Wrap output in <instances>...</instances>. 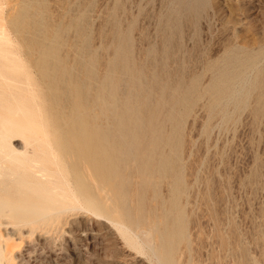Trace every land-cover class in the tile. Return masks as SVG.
<instances>
[{
	"label": "rangeland",
	"instance_id": "obj_1",
	"mask_svg": "<svg viewBox=\"0 0 264 264\" xmlns=\"http://www.w3.org/2000/svg\"><path fill=\"white\" fill-rule=\"evenodd\" d=\"M0 5V167L15 174L0 184L2 264H264V0ZM74 116L92 153L105 137L109 178L62 151ZM58 185L71 205L18 226L5 218L15 195L46 209L45 186ZM146 232L161 240V262Z\"/></svg>",
	"mask_w": 264,
	"mask_h": 264
},
{
	"label": "bare ground",
	"instance_id": "obj_2",
	"mask_svg": "<svg viewBox=\"0 0 264 264\" xmlns=\"http://www.w3.org/2000/svg\"><path fill=\"white\" fill-rule=\"evenodd\" d=\"M1 6V5H0ZM26 10V9H25ZM14 11V10H13ZM22 11H24V10H22ZM21 12V11H20ZM21 15V14H20ZM49 17V16H48ZM1 18V17H0ZM22 18H23V16H22ZM4 21V20H3ZM48 21V20H47ZM68 21V20H67ZM58 22V21H57ZM21 24V25H20ZM1 25H4V24H0V26ZM32 25V24H31ZM17 28L19 27H22V23L21 22H19L17 25ZM48 26V25H47ZM63 26V25H62ZM31 28H32V26H31ZM34 28V27H33ZM32 28V29H33ZM50 28V27H49ZM5 29V28H4ZM6 30V29H5ZM51 30V29H50ZM21 31V30H20ZM19 31V32H20ZM48 31V30H47ZM44 32V31H43ZM5 31L2 29V27H0V41L2 40V41H5L4 39V37H7L6 35H5ZM28 34V33H27ZM38 34H40L39 32H38ZM37 34V35H38ZM45 34V33H44ZM21 36V35H20ZM36 36V35H35ZM39 36V35H38ZM60 36V35H59ZM24 39H25V37H24ZM26 40V39H25ZM35 40V39H34ZM8 41V39L6 40V44L7 43H9V42H7ZM9 41H11V39L9 40ZM31 41V40H30ZM36 41V40H35ZM40 41V40H39ZM5 44V43H4ZM24 44V43H23ZM1 46V45H0ZM3 46V45H2ZM6 47H8V46H6ZM6 47H3V48H5V49H2V50H6L7 49V51H9V49L8 48H6ZM1 50V49H0ZM28 50V49H27ZM34 50V49H33ZM3 52H5V51H3ZM57 52V51H56ZM1 53V52H0ZM9 53H11L10 51H9ZM3 53H1V56L3 57L4 56V54L2 55ZM6 55L5 56H8L7 55V52L5 53ZM10 55V54H9ZM63 55V54H62ZM50 56H52L51 55V53H46L45 54V56L43 57V59H41V68H42V72H43V74H45L46 73V69L48 68V66H49V64L51 65L52 63H51V61H53L52 60V58L50 57ZM9 57V56H8ZM8 57H6L7 59H8V61H9V59H10V57L8 58ZM42 58V57H41ZM57 58V57H56ZM55 58V59H56ZM7 59H5V61H7ZM4 62V61H3ZM2 63V62H1ZM3 64H5V63H3ZM17 66V65H16ZM0 67H1V65H0ZM5 67H8L7 66V64H5ZM10 68V67H9ZM57 68V67H56ZM1 70H4V69H2L1 68ZM10 70V69H9ZM2 73H6V72H4V71H2ZM48 75V74H47ZM102 75V74H101ZM68 76V75H67ZM0 78H2V77H0ZM71 80V79H70ZM127 80V79H126ZM67 81V80H66ZM106 81V80H105ZM72 82V81H71ZM28 83V82H27ZM45 83V82H44ZM47 85V84H46ZM51 86V85H50ZM65 86V85H64ZM85 85H83V87H84ZM63 87V86H62ZM85 88V87H84ZM64 89V88H63ZM83 90V89H82ZM241 90V89H240ZM104 91V90H103ZM9 92V91H8ZM79 92V91H78ZM108 92V91H107ZM240 92H242V91H240ZM64 93V92H63ZM100 93V92H99ZM116 93V92H115ZM236 93V92H235ZM10 94V93H9ZM66 94V93H65ZM64 94V95H65ZM111 94V93H110ZM237 94V93H236ZM13 95V94H12ZM91 95V94H90ZM234 95V94H233ZM104 96V95H103ZM65 98H66V96H65ZM237 98V97H236ZM67 100V99H66ZM228 100V99H227ZM232 100V99H231ZM65 101V100H64ZM104 101H106V100H104ZM116 101V100H115ZM50 102H51V100H50ZM67 102V101H66ZM99 102V101H98ZM226 102V101H225ZM110 103V102H109ZM66 104H68V103H66ZM70 104V103H69ZM71 105V104H70ZM119 106V105H118ZM65 108V107H64ZM62 110V109H61ZM62 112H63V110H62ZM84 113V112H83ZM104 114V113H103ZM84 118V117H83ZM81 119V118H80ZM79 118H78V116H74L73 118H72V120H70L69 121V123H68V125H67V136H66V139H65V144L64 145H62V144H59L60 145V147H61V149H62V151L64 150L65 152H68L69 150H73V151H76L78 154H79V156H81L82 158H86V159H88V160H91V162H92V165H93V167L95 168V170L96 171H99L100 172V174L102 175V177H105V178H109L110 176H111V174H112V169H111V165H112V163H110V159H111V155H112V151L110 150V153H109V149H108V146H107V142H106V139H105V137H102L101 138V142H100V145H98L95 149H94V151H93V153L90 151V143H89V140H90V138H89V136L87 135V133H86V130H85V128H84V124H83V122L80 120ZM84 120V119H83ZM86 121V120H85ZM84 121V122H85ZM67 122V121H66ZM87 122V121H86ZM42 126V125H41ZM50 126V125H49ZM54 127V126H53ZM96 127V126H95ZM98 127V126H97ZM93 128V127H92ZM89 129V128H88ZM96 129V128H95ZM50 130V129H49ZM51 133V132H50ZM57 133V132H56ZM109 140H110V138H109ZM64 143V142H63ZM137 145H138V143H137ZM57 146V145H56ZM55 147V146H54ZM58 147V146H57ZM35 148V147H34ZM56 148V147H55ZM57 150V149H56ZM145 151H147V150H145ZM61 152V151H60ZM117 154V153H116ZM41 155H43V154H41ZM58 155V154H57ZM77 156V155H76ZM109 156H110V158H109ZM125 156V155H124ZM58 158L60 157L61 158V156H57ZM74 157V156H73ZM40 158V157H39ZM56 158V157H55ZM75 158V157H74ZM62 159V158H61ZM67 159H68V157H67ZM54 160V159H53ZM52 160V161H53ZM76 160V159H75ZM121 160V159H120ZM44 161V160H43ZM68 161H69V159H68ZM80 161V160H79ZM56 163V162H55ZM77 163V162H76ZM33 164V163H32ZM31 164V165H32ZM53 164V163H52ZM80 164V163H79ZM5 165V164H4ZM56 165V164H55ZM64 165V164H63ZM76 165V164H75ZM89 165V164H88ZM21 166V165H20ZM20 166H19V168H20ZM34 166V165H33ZM73 166V165H72ZM84 166V165H83ZM122 166V165H121ZM13 167V166H12ZM55 167V166H54ZM90 168H92L91 167V165L89 166ZM30 168V167H29ZM32 168V167H31ZM41 168V167H40ZM39 168V169H40ZM47 168H48V166H47ZM57 168V167H56ZM66 168V167H65ZM64 168V169H65ZM78 168V167H77ZM3 169H4V167H2V169H1V167H0V184H2V185H6L7 184V182H6V184H5V181H7V179H8V181L10 180V182H13V180H14V178H13V176H15V174H13V172H10L9 174H7V172H9V169L7 170V169H5L7 172H3ZM18 169V168H17ZM17 169H15V170H17ZM66 169H68V168H66ZM82 169H83V167H82ZM31 170V169H30ZM35 170V169H34ZM49 170H50V168H49ZM78 170H79V168H78ZM90 170V169H89ZM20 171V170H19ZM27 171V170H26ZM81 171V170H80ZM17 172V171H16ZM28 172V171H27ZM47 172H49L48 170H47ZM77 172H79V171H77ZM84 172H85V170H84ZM124 172V171H123ZM56 173V172H55ZM59 173V172H58ZM66 173H68V172H66ZM17 174V173H16ZM24 174V173H23ZM30 174V173H29ZM69 174V173H68ZM71 174V173H70ZM93 174V173H92ZM18 175V174H17ZM16 175V176H17ZM31 175V174H30ZM29 175V176H30ZM36 175V174H35ZM34 175V176H35ZM62 175V174H61ZM90 175V174H89ZM94 176H96V173L95 174H93ZM127 175V174H126ZM19 176V175H18ZM53 176V175H52ZM72 176H73V174H72ZM88 176V175H87ZM122 176V175H121ZM120 176V177H121ZM11 177L13 178V180L11 179ZM28 177V176H27ZM31 177V176H30ZM29 177V178H30ZM44 177H45V175H44ZM61 177V176H60ZM70 177H71V175H70ZM84 177V176H83ZM93 177V176H92ZM119 177V178H120ZM125 177V176H124ZM124 177H122V178H124ZM10 178V179H9ZM18 178V177H17ZM20 178V177H19ZM46 178V177H45ZM76 178V181H77V183L75 184L77 187H76V190L74 191V192H77V193H80V192H84V188H85V184L80 180V178H78V177H75ZM75 178L73 177V179L75 180ZM85 178V177H84ZM119 178H116V179H119ZM16 179V178H15ZM32 179H33V176H32ZM38 179V178H37ZM41 179V178H40ZM53 179H56V178H53ZM60 179V178H59ZM72 179V180H73ZM92 179V178H91ZM97 179V178H96ZM20 180V179H19ZM23 180H25V179H23ZM22 180V181H23ZM30 180V179H29ZM57 180V179H56ZM62 180V179H61ZM60 180V181H61ZM73 180V181H74ZM33 181V180H32ZM31 181V182H32ZM39 181V180H38ZM37 180H36V182H38ZM49 181H50V179H49ZM62 181H64V180H62ZM18 182V181H17ZM25 182H27V181H25ZM36 182H32L31 184H33L34 186H35V188H36V186H38V184H36ZM54 182H55V180H54ZM57 182V181H56ZM87 182V181H86ZM119 182V181H118ZM136 182V181H135ZM19 183V182H18ZM18 183H17V185H18ZM41 183H45V181H43V182H41ZM60 183V182H59ZM74 183H75V181H74ZM92 183H93V181H92ZM128 183V182H127ZM9 184V183H8ZM11 184V183H10ZM14 184V183H13ZM20 184V183H19ZM25 184V183H24ZM45 184H48V181H47V183H45ZM50 184V183H49ZM62 184V183H61ZM78 184V185H77ZM87 184H88V182H87ZM86 184V185H87ZM90 184V183H89ZM101 184V183H100ZM1 185V186H2ZM20 185H23V184H20ZM33 185H31L30 186V188H29V191H30V193L29 194H32V195H34L35 194V197H37L38 195V193H36L37 192V189H36V191H35V193L33 192H31V190L30 189H32V190H35L34 188H31ZM39 185H40V183H39ZM54 185L55 184H52V186L54 187ZM57 185V184H56ZM68 185H69V183H68ZM95 185H96V187H98L99 188V184L97 185L96 183H95ZM108 185V184H107ZM124 185V184H123ZM7 186H9V185H7ZM7 186H5V187H7ZM49 186V185H48ZM48 186H45V187H47L48 188V192L46 191V194H47V198L45 199V200H41L42 201V203H41V201H40V203H38V205L39 204H43V202L44 201H46L47 200V202H48V205L50 206L49 208H48V205H47V208L46 209H44L43 207H40V206H37V204H29V201L31 200V202H32V200H33V198H34V200H35V197H31L32 199H30L29 201H28V196L29 195H27L28 194V192L29 191H26V190H24L23 192L24 193H22V194H19V196L21 197L22 196V199H23V197L24 196H27V198L25 199L26 201H28V202H26L25 200H24V203L22 204V203H20V201L18 200L19 198L14 194V192L12 191V190H14L15 191V193L16 194H18V192H19V190L17 191V188L15 189H9V188H7L8 190H10V192L11 193H13L12 195H15V197H13L14 199H11V198H9V199H11V200H14V204L13 203H11L10 205H8V207L10 206V214H9V216L7 215H5L6 217L5 218H9L10 220L9 221H11L10 223H12V225L13 224H15V226L17 225H19L20 223H23V222H34V221H36V220H40V219H43L45 216H46V214L51 210V209H54V208H60V207H67L69 204L71 205V199H72V196H71V198H69L68 197V194H65L62 190H59V188L60 189H62V186H59L58 187V190H54V189H51L50 190V188L48 187ZM89 186V185H88ZM119 186V185H118ZM125 186V185H124ZM168 186V185H167ZM10 187V186H9ZM14 187V186H13ZM42 187H43V185H42ZM91 187V188H90ZM94 187V186H93ZM120 187H121V184H120ZM12 188V187H11ZM47 188H45V189H47ZM56 188V187H55ZM88 188H90V189H92V186H91V184H90V186L88 187ZM95 188V187H94ZM102 189H103V187H101ZM101 188H99V189H101ZM109 188V187H108ZM157 188V187H156ZM5 189V188H4ZM57 189V188H56ZM64 189V188H63ZM98 189V190H99ZM110 189V188H109ZM116 189H118V188H116ZM88 190V189H87ZM97 190V189H96ZM104 190H107V189H105L104 188ZM27 192V194H25L26 192ZM40 190H38V192H39ZM43 191V190H42ZM41 191V193H43ZM65 191V190H64ZM67 191V190H66ZM69 191V190H68ZM71 191V190H70ZM93 191V190H92ZM91 191V192H92ZM95 191V190H94ZM101 191V190H100ZM115 191H117V190H115ZM124 191V190H123ZM22 192V191H21ZM106 192V191H105ZM104 192V193H105ZM120 192V191H119ZM150 192V191H149ZM5 193V192H4ZM40 193V194H41ZM85 193V192H84ZM84 193H80V197H81V195L83 196V198H84V196L85 195H83ZM107 193H108V191H107ZM107 193H105V194H107ZM125 193V192H124ZM151 193V192H150ZM40 194H39V196H40ZM100 194H101V192H100ZM126 194V193H125ZM31 195V196H32ZM42 195V194H41ZM45 195V194H44ZM92 195H94V194H92ZM104 195V194H103ZM131 195V194H130ZM91 196V195H90ZM106 196H108V195H106ZM151 196V195H150ZM2 197V196H1ZM5 197H7V195L5 196ZM17 197V198H16ZM44 197V196H43ZM43 197L41 196V197H39V198H37V200L38 199H40V198H42L43 199ZM93 197V196H92ZM100 197V196H99ZM85 198H87L86 196H85ZM101 198H102V195H101ZM107 198V197H106ZM106 198H104V199H106ZM6 199V198H5ZM16 199V200H15ZM22 199L20 198V200H21V202H23L22 201ZM109 199H112L113 200V198H110L109 197ZM109 199H107L108 201H109ZM132 199V198H131ZM165 199H166V197H165ZM0 200H3L2 198H0ZM8 200V199H7ZM19 202H18V201ZM87 200V206L86 207H88V208H92V207H96L94 204H92L93 202H91V201H88V199H86ZM90 200V199H89ZM93 200V199H92ZM107 200H105L104 202H106ZM15 201H17V202H15ZM97 201V200H96ZM107 201V202H108ZM111 201V200H110ZM114 201V200H113ZM117 201V200H116ZM125 201H127V200H125ZM124 201V202H125ZM132 201V200H131ZM39 202V201H38ZM73 202V201H72ZM75 202V201H74ZM73 202V203H74ZM102 202H103V200H102ZM106 202V203H107ZM4 202H2V201H0V225H2L3 224V222H2V220H3V218H4V214H5V211H4V206L2 205ZM7 203H8V201H7ZM20 203V204H19ZM29 205H28V204ZM106 203H104L105 205H106ZM75 204V203H74ZM74 204H73V207L72 208H74L75 206H74ZM99 204V203H98ZM102 204V203H101ZM112 205L113 204H115V203H111ZM117 204V203H116ZM107 205H109L110 207H111V209H112V207H114V206H112V205H110V204H107ZM122 205H123V203H122ZM85 207V206H84ZM117 208L119 207V206H116ZM115 207V208H116ZM69 208V207H68ZM67 208V209H68ZM71 208V207H70ZM97 208V207H96ZM116 208V209H117ZM124 208V207H123ZM127 208V207H126ZM55 209V210H56ZM80 209V208H79ZM107 210L109 209V210H111L109 207L108 208H106ZM119 209V208H118ZM55 210H53V211H55ZM62 210H66V209H63L62 208ZM69 210V209H68ZM114 210V209H113ZM113 210H111L112 212H113ZM52 211V210H51ZM50 211V212H51ZM61 211V210H60ZM71 211V210H70ZM119 211V210H118ZM125 211H126V209H125ZM56 212H57V210H56ZM94 212V211H93ZM100 212V211H99ZM175 212V211H174ZM109 214V216L110 215H113V213H111L110 214V211L108 212ZM114 213H116L117 215H118V213L117 212H114ZM49 214V213H48ZM94 214H96V213H94ZM116 214H115V216H116ZM120 214V213H119ZM59 216V215H58ZM95 216V215H94ZM114 216V215H113ZM120 216V215H119ZM112 217V216H111ZM118 217V216H117ZM127 217V216H126ZM114 218V217H113ZM116 218V217H115ZM114 218V219H115ZM120 218V217H119ZM118 219V218H117ZM5 220H7L8 221V219H5ZM119 221H120V219H118ZM126 220V219H125ZM136 222H137V220H136ZM30 224V223H29ZM21 225V224H20ZM2 227V226H1ZM4 227V226H3ZM116 228H117V231L121 234V236L123 237L122 239H127V240H129L130 242H132L133 241V235H131L130 233L131 232H128V230L124 227V224L120 221V223H118L117 224V226H115ZM150 229V228H149ZM16 231V230H15ZM30 231V230H29ZM4 241V240H3ZM2 236L0 235V264H2V259H5L4 258V256H5V253H7V252H3V248H2V246L4 245V244H2ZM125 242H127V241H125ZM3 243H5V242H3ZM138 243V242H137ZM143 243V242H142ZM7 244V243H6ZM142 245V244H141ZM7 246V245H6ZM12 246V245H11ZM144 246L149 250V251H151V253H152V255L158 260V261H162L163 260V258H162V252L164 251V249H163V246H162V242H161V240L159 239V238H156V237H154L151 233H145V242H144ZM5 248V247H4ZM5 250H6V248H5ZM9 252V251H8ZM10 253V252H9ZM7 256L9 257V255H6V258H7ZM179 256V255H178ZM13 257V256H12ZM10 259H11V257H10ZM13 259V258H12ZM11 259V260H12ZM162 259V260H161ZM10 260V261H11ZM178 260V259H177ZM5 261V260H4ZM9 261V262H10ZM13 262V261H12ZM5 263H7V264H9L8 263V261L7 262H5Z\"/></svg>",
	"mask_w": 264,
	"mask_h": 264
}]
</instances>
